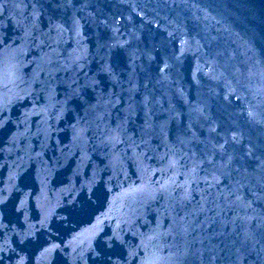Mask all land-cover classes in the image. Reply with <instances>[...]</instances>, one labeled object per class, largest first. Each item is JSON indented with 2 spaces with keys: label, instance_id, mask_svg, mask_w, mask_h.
<instances>
[{
  "label": "water",
  "instance_id": "water-1",
  "mask_svg": "<svg viewBox=\"0 0 264 264\" xmlns=\"http://www.w3.org/2000/svg\"><path fill=\"white\" fill-rule=\"evenodd\" d=\"M0 264H264V0H0Z\"/></svg>",
  "mask_w": 264,
  "mask_h": 264
}]
</instances>
